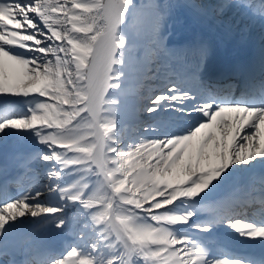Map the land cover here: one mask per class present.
Wrapping results in <instances>:
<instances>
[{
	"label": "snow or ice",
	"instance_id": "1",
	"mask_svg": "<svg viewBox=\"0 0 264 264\" xmlns=\"http://www.w3.org/2000/svg\"><path fill=\"white\" fill-rule=\"evenodd\" d=\"M132 5L133 0H70L69 6V0H59L52 11L60 16L49 25L43 15L47 0H0V64L5 83L12 86L0 90L4 113L0 134L31 131L48 149L14 157L22 176L8 177L7 164L0 166V242L31 224L48 233L61 230L72 241H65L67 250L61 252L32 241L22 264H264V254L259 258L217 255L222 249L212 232L214 225L224 223L241 237L264 241V176L258 180V218L246 211L257 206L253 180L252 192L233 187L214 202L204 220L192 223L201 193L230 170L264 163V56L258 85L252 71L205 79L215 42L201 34L170 47L171 32L164 30L174 10L183 9L193 24L222 29L223 38L230 39L236 32L233 17L239 13L236 24H240L257 4L246 0L139 4L131 18L145 14L150 18L146 46L129 24ZM258 11L264 22V0H258ZM65 17L71 29L62 22ZM125 24L126 34L121 31ZM245 31L239 28L240 39ZM69 60L76 76L74 82L68 81L71 92L78 100L100 99L97 124L102 127L87 143L61 136L54 128H41L44 118L39 109L29 107L19 113L13 102L16 97L36 96V89L50 82L53 73L63 75L56 61L67 65ZM67 75H73L71 67ZM130 77L138 85L137 111L153 114L151 124L136 129L151 137L138 136L135 142L126 139L129 125L117 127ZM146 83L150 86L145 94L141 89ZM56 86L67 92L62 80L57 79ZM105 103L112 105L108 119H102L107 116ZM145 141L159 151L132 181L141 186L137 192L146 188L145 196L155 194V199L142 204L127 189L126 174L117 171L116 157L137 143L145 146ZM32 161L49 167L34 169ZM9 182L24 185L14 197L8 193ZM175 184L184 191H174ZM178 202L182 211L174 210ZM65 208L76 211L65 215ZM249 215L254 222H247ZM177 226L196 228L207 236L191 238Z\"/></svg>",
	"mask_w": 264,
	"mask_h": 264
},
{
	"label": "rangeland",
	"instance_id": "2",
	"mask_svg": "<svg viewBox=\"0 0 264 264\" xmlns=\"http://www.w3.org/2000/svg\"><path fill=\"white\" fill-rule=\"evenodd\" d=\"M206 1V0H205ZM211 1V0H209ZM56 2L59 3V0H49V6L47 9L44 11L46 15L54 20L58 19V16H60L59 13H55L52 11L53 7L56 6ZM162 0H159L158 3H161ZM248 2V1H246ZM152 3V1H146V0H133V5L130 6L129 11L127 13V17L129 20V24L132 28L140 27L141 25H146L148 22L151 23L150 18L148 17L147 14H145L142 17H134L131 18L136 7L139 4H149ZM165 3V2H163ZM162 3V4H163ZM69 6H70V0H69ZM183 9H176L173 14L168 18V21L166 23L165 31L169 32V27L167 25H170L171 27H175L176 31L171 32V35L168 38V43L173 42L175 39H178V36L181 35H186L189 34L190 30L186 25H183L182 23L185 22V19L182 18L180 23V13ZM80 14H83L80 12ZM231 15V14H229ZM240 19V14L237 13L235 17H233L232 24L235 26V28H239L241 26L246 28V31L244 35H247V33H257V34H263L264 32L259 31L258 26L257 27V20L254 19L253 14L250 16L244 17L243 20L240 21V24H236V21ZM69 29H71L72 25L67 21V18L65 17L62 21ZM52 24V22H49ZM133 23V24H132ZM139 25V26H138ZM125 28H127V24L124 25ZM170 27V28H171ZM259 32V33H258ZM93 33H88L87 35H92ZM141 45H147L149 40L147 39H139ZM65 47L67 48L68 46L65 44ZM91 58H89V64H90ZM57 66L59 70L63 72V75L60 77H56L55 73L52 74L51 81L50 82H45L40 85L38 89H36L37 95L36 96H24V97H16L13 98V102L15 106L19 109V113H26L28 108L31 107L33 109H39V115L44 118V122L40 125V127H47V128H54L55 130H60L64 129L66 127H69L73 124V121L77 124H82L85 119L84 117L88 115V99L85 98L84 100H78L77 97L75 96L74 93L71 92L72 90V84H70L68 81L71 79L73 82L76 80V76L74 74V64L69 60L68 64L66 65L65 63L61 61H56ZM71 67L73 69V75L68 76L67 75V70L68 68ZM4 71V68H3ZM43 71V69H41ZM30 76L32 74H29ZM60 79L63 81L64 84V89L67 90V92L60 90L56 86V80ZM6 80V79H5ZM4 87L6 88L5 90H8L9 87H12L8 84L5 83ZM25 90H27V85H24ZM147 87V84L144 85L143 89L145 90ZM129 92L134 95L133 100L134 101H129V103L137 104L136 100V91L138 89V85H133L129 87ZM116 95V93L114 94ZM65 100H68V103H65ZM84 101H87L86 104ZM128 102V101H126ZM125 102V103H126ZM145 105H147V101L144 102ZM126 109V112L129 111L132 113V110ZM112 106L110 105L108 109H104L107 113L106 117H102L103 119H108L111 117L112 114H109L108 112H111ZM133 109V108H131ZM122 109L120 116H125V111ZM18 113V114H19ZM135 113L137 114H145V115H151L149 113H144V112H138L135 110ZM90 134V133H89ZM67 135V136H66ZM64 137L69 138V139H80L82 142L87 143L89 137H94L93 134L82 136V137H77L74 136L73 133L66 134ZM130 140V139H129ZM43 146V150L41 149L39 152L37 150H34L33 153H47L48 149ZM139 146L136 145L134 149L130 148L127 149L125 153L119 154L116 159L119 161L117 165V171H122L126 175L123 177L128 181L127 183V189L131 190L132 194L137 196L138 199L141 200L142 204H146L149 200L154 199L155 194L152 193L150 195L145 196V192L147 189L143 188L139 192H137V189L140 188V185H134L133 184V179L135 176L139 175L140 173H132L133 170L137 169L140 170L141 166L147 162V159L144 158L143 156H138L131 158V155L136 153L138 151ZM145 149V146L141 147L140 149ZM139 149V150H140ZM37 151V152H36ZM33 163V161H32ZM44 166V167H43ZM49 167V163H43L39 168L45 169ZM34 168V167H33ZM35 169V168H34ZM28 181L25 180L24 185H27ZM24 185H18L17 188L24 186ZM97 203H103V201H97ZM76 211L75 208H65V215H71ZM55 234L61 233V230H55ZM49 233L44 230L43 227H34L33 225L31 226L30 230L26 233V236L22 239V243L24 246H27L29 243L32 241L39 242L42 240L44 237H46ZM61 236H64L62 234ZM65 238H71L65 236Z\"/></svg>",
	"mask_w": 264,
	"mask_h": 264
},
{
	"label": "bare ground",
	"instance_id": "3",
	"mask_svg": "<svg viewBox=\"0 0 264 264\" xmlns=\"http://www.w3.org/2000/svg\"><path fill=\"white\" fill-rule=\"evenodd\" d=\"M146 1H152V2H156V3L159 2V0H146ZM163 2L180 3V2H182V0H162L161 4ZM205 2H211V1L206 0ZM47 3L49 6V0H47ZM77 11H79V10H74V12H77ZM184 11L185 10H182L180 13V23H182L181 19L184 18L185 22H183L182 24L186 25L188 27V29L190 30V32H189V34H186V35L183 34L181 36H178L179 42L177 44H175V42L177 40H174V42L172 44H169L170 47L173 45L181 46V45H184L186 43H189L195 37H197L198 35H201V34L206 35L209 39H211L215 42L214 49L210 53V56H209L211 58L213 57V55L215 53L219 52L220 50L221 51L223 50L224 54L237 56L238 55L237 53L241 50L240 44H243V43H255V41H258V43H257L258 46H264V33L260 34L258 32L259 34H257V33L251 32V33H247V35H244L243 39H240L238 28H235L236 32L233 35V37L230 39H224L222 29L215 30V31L212 28L202 29L200 26L195 25L191 21L186 19L185 18L186 14ZM43 15L45 17H48L45 12H43ZM46 22L49 25H51L49 22H53V20L48 17ZM75 23L78 24V22H75ZM149 26H150V22H148L144 26L141 25L140 27H136V28H139L142 30L146 29L145 31L148 32ZM258 26H260V27H258ZM257 27H258L259 31L264 32L263 22L258 21ZM121 31L126 34V30L124 29L123 26H122ZM169 31L174 32V31H176V28L171 27V28H169ZM12 36H15V34H12ZM52 38L55 39V37H52ZM142 46H146V45H142ZM90 58H91V61H90V64H91L93 57H90ZM5 79H6V77H5V73L3 71V65L0 64V90L6 89L4 87ZM133 85H137L135 77H130L129 80L127 81V88L130 89L129 87H131ZM147 86H149V84H147ZM147 91L143 92V93L146 94ZM112 92H113V94H115L116 93L115 89H112ZM133 95H134V93L132 94L130 91L128 98H127L128 102L125 103V106L123 108L124 109L123 111H125L124 112L125 116L119 117V122L117 125L118 129H119L122 121L127 122V121L135 118V110H137L138 105L137 104L133 105L132 103H129V101H134V103H135V100H133V97H132ZM107 99L108 98L106 97V100ZM99 105H100L99 97H97L95 100L88 99V115L84 117L85 121L82 124L73 123L69 127H66L64 129H60V130H56L57 133L61 136H65L66 134H69V133H73V135L77 136V137H82V136H86V135H90V134H93V136H96L100 131V127H102L101 125L97 124V113L99 111ZM110 105L111 104H109V103H105L104 109H108V107ZM129 107L133 108V109L130 108V110H132V113L129 111L126 112V109H129ZM108 113L112 114L111 112H108ZM3 116H4V113L0 112V117H3ZM146 119L149 120L148 118H146ZM135 120H136V118H135ZM41 128H43V127H41ZM7 132L9 133V135L7 137H5L4 134H0V166L7 164L6 172L4 173V175H6V176L8 175L9 172H11L14 169V166H15V163L13 162L14 157L27 156L29 154H32L34 152V150H37L39 152L44 146V145L39 144L37 142L36 137L32 134L31 131L16 132L14 130H7ZM138 134L140 136H142L143 132H138ZM148 137L150 138L151 135H149ZM135 141H136V139L134 138L133 142H135ZM144 143H145V149H143V148L140 149L141 145L139 143L136 144L139 146L138 151H136V153L131 155V158L143 156L144 158L147 159V162L141 166L140 170L137 171V169H135V170H133L132 173L136 174V172L141 173L142 171H144V165L149 164L152 156L158 154L159 149L154 148L151 141H145ZM135 147H133L132 149H134ZM43 163L44 162H42V161H33L32 167L38 168L41 165H43ZM250 167H251V165L247 166V167H240V168H237L235 170H230L229 173H227L224 177H222L221 180L219 182H217L212 188H210L206 193H201L200 197L196 198V200L197 201H199V200L204 201L205 198H210L211 196L216 195V193L219 191H220V194L218 196L221 197V196L225 195V190L229 186L236 184V182L244 176L245 172ZM0 180H3V176H0ZM173 190L174 191H184V189H182L179 184H175ZM154 199H155V197H154ZM178 205H179V203H178ZM194 206H197V205H194ZM22 219L26 220L28 218H22ZM28 226H30V224H25V225L21 226L20 228H18L17 231H15L10 237H8L7 241H6V242L11 243L10 244L11 248L8 247V249H10L13 253L18 254L19 256H23L26 253V249L21 250V247L19 246V240L23 236V233ZM57 239H58V237H56L54 235H50L47 240H43L40 244L46 246L49 243H51L52 241H56ZM3 243H5V242H0V244H3Z\"/></svg>",
	"mask_w": 264,
	"mask_h": 264
}]
</instances>
